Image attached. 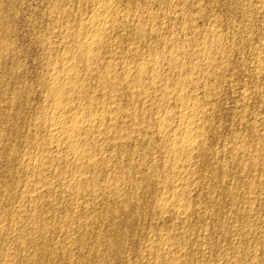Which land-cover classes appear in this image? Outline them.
<instances>
[{
  "label": "bare ground",
  "instance_id": "obj_1",
  "mask_svg": "<svg viewBox=\"0 0 264 264\" xmlns=\"http://www.w3.org/2000/svg\"><path fill=\"white\" fill-rule=\"evenodd\" d=\"M146 1L158 9L139 10ZM172 2L51 4L59 31L54 42L40 41L48 55L38 80L42 101L31 106L32 91L17 86L9 90L10 108L0 99L6 113L21 101L31 107L22 124L10 127L13 136L23 137L24 148L13 145L6 155L18 170L8 187L0 186V200L14 201L0 209V264H110V255L128 264L126 253L134 255V264H192L186 237L195 224L216 216L210 212L217 204L210 201L214 192H224L231 203L243 190L247 216H256L257 201L264 204V117L257 113L264 112V0L239 4L247 22L231 37L227 29L223 33L228 25L221 30L196 2L197 8ZM256 16L262 19L255 33L262 47L253 46ZM198 18L209 23L197 24ZM8 42H0V57ZM4 137L0 133V144H7ZM55 200L66 211L56 224ZM145 210L160 227H142ZM121 220L124 227L116 225ZM106 222L117 238L103 235ZM206 224L199 226L202 235L216 233L231 242L237 235L233 240L240 241L229 243L231 258L211 264H264L263 239L258 249L249 240L256 249L249 252L243 242L252 226L235 232L237 224L231 230ZM138 234L135 246L131 237Z\"/></svg>",
  "mask_w": 264,
  "mask_h": 264
},
{
  "label": "rangeland",
  "instance_id": "obj_2",
  "mask_svg": "<svg viewBox=\"0 0 264 264\" xmlns=\"http://www.w3.org/2000/svg\"><path fill=\"white\" fill-rule=\"evenodd\" d=\"M150 1V0H149ZM174 3H173V2ZM185 1V2H184ZM200 3H198V2ZM232 3H230V2H228V0H171V2L173 3V4H175L176 5V3H177V5H180V4H185V6H190L189 4L191 3V6L189 7V8H193V6H194V8H197V7H195V6H201V7H204L205 8V10L206 11H209V12H211V15L213 16V18L212 19H214L215 20V22H214V24L217 26V27H219L221 30H223V28L225 27V26H227V28L225 27L224 29L225 30H223L222 32L223 33H225L226 32V29H227V32L225 33V34H227L229 37H231L230 35H233L234 33H236L237 32V30H239L238 28H240V27H242V24L244 25V23H246L247 22V19H246V17L245 16H243L244 14H242L243 13V10H242V8H244L243 6H242V8H241V10H238V9H240V6H239V4H243V3H246L247 4V2H248V0H238V1H236V0H230ZM235 1V2H234ZM243 1V2H242ZM53 2H54V0H0V15H2V17L0 16V21H2V23L0 24V42H8V43H12L11 44V46L8 48V53H6V54H4V55H2L1 57H0V99L2 100V104H3V106L5 105V106H7L6 108L8 109V108H10V107H8V102H6V100L9 98V97H11V95L9 94V90H11L12 89V87H20V89H22V88H25L26 90H29V91H32V92H30L31 93V98H30V103H31V106H33V107H36V105H38V103L40 102V101H42V99H40V98H42V97H40L41 96V94H42V90H41V88H40V86H39V82H38V80H39V78L40 77H42L45 73H46V71H45V68H44V63H45V59L48 57V55H47V53H45L44 52V50H43V46L41 45V40H43L44 38H49L50 40L49 41H51V42H54V38L56 37V35H57V32L59 31V29H57V28H59V27H56V25L54 24V19H53V17H51L50 15H49V9H50V7H51V4H53ZM198 4H196V3ZM147 5H146V4ZM141 2L140 3V8H139V10H141L142 9V7L143 8H149V9H158V4H156V2H155V4H154V2L152 3V2H148V1H146V2ZM187 3V4H186ZM144 4V5H143ZM142 5V6H141ZM148 5H149V7H148ZM84 6V5H83ZM198 6V7H199ZM214 6V7H213ZM236 7H238V8H236ZM211 8V9H210ZM213 8V9H212ZM233 8H236V11L238 10V12H235V10L233 9ZM216 9V10H215ZM245 9V8H244ZM2 10H3V12H2ZM5 10V11H4ZM212 10V11H211ZM218 10V11H217ZM233 10V11H232ZM167 11V13H169V10H166ZM217 11V12H216ZM245 11V10H244ZM215 12V13H214ZM242 12V13H241ZM2 13V14H1ZM214 13V14H213ZM217 13V14H216ZM217 15H218V18H217ZM215 16V17H214ZM243 16V17H242ZM4 17V18H3ZM257 18H254L252 21H256V19L258 20V21H256V23H254L253 22V24L251 23V28H252V31L251 32H254V33H252L253 34V44H256V45H253V46H257L258 45V47H260V45H261V47H262V45H263V43L262 44H258V39H257V34H255V33H259L258 32V28H257V26H259L260 25V20H262L259 16H256ZM5 19H6V22H5ZM200 18H198V20H199ZM219 21H218V20ZM235 19V20H234ZM237 19V20H236ZM245 19V20H244ZM260 19V20H259ZM198 20H197V24H204V25H206L207 23H209L208 21H206L207 23H205V20H203L202 18L199 20V22H198ZM213 20V21H214ZM217 20V21H216ZM241 20V21H240ZM202 21V22H201ZM235 21H237V22H235ZM243 21V22H242ZM244 21H246V22H244ZM232 22V23H231ZM235 24H234V23ZM240 22V23H239ZM259 22V23H258ZM223 23V25H221ZM229 23L231 24V27H230V25H229ZM239 23V24H238ZM242 23V24H241ZM237 24V26H236V28H234L235 27V25ZM259 24V25H258ZM239 25V26H238ZM221 26L223 27V28H221ZM234 26V27H233ZM254 26V27H253ZM255 26H256V28H255ZM4 27H6V28H4ZM56 27V28H55ZM229 27V28H228ZM232 27H233V29H232ZM4 28V29H3ZM8 28V29H7ZM231 30V32H229ZM255 30H256V32H255ZM3 31H5V32H3ZM6 31H7V33H6ZM2 32V33H1ZM55 33V34H54ZM229 33H231V34H229ZM5 34V35H4ZM256 35V36H255ZM7 39V40H6ZM6 40V41H5ZM256 40H257V42H256ZM127 42H124V43H127L128 44V42H129V39L128 40H126ZM126 44V45H127ZM125 45V44H124ZM10 49V50H9ZM247 49H245V54H246V57L248 56V54H247V51H246ZM61 51H62V49L60 48V50H59V54L61 53ZM243 51V50H242ZM236 53V52H235ZM8 54V55H7ZM58 54V55H59ZM54 56V55H53ZM250 56H248L247 57V62H248V60L250 59L249 58ZM2 71L4 72V73H2ZM0 100V101H1ZM40 104V103H39ZM20 106H18V105H15L14 107H11V108H13V110H10V113L12 114V115H14V116H12L10 113H6V111H5V107H3L2 105H1V108H0V131H2V132H0L2 135L4 134V138L5 139H8V142H7V144H0V180H3L2 182L0 181V186H3V182H4V184H5V186H7L8 187V182H9V180L8 179H10V177L12 176V175H14V173H16V171L18 170V168L15 170V168L17 167V164H16V162L15 161H11L9 158H7L6 157V155L8 154V152H9V148H11V146L13 147V145L17 148V149H19L20 150V152H22L23 151V148H24V145H23V137L22 136H17V137H15V136H13L12 135V131H11V128L10 127H12V126H16V125H20V124H22L23 123V120H24V117H25V114L26 113H28L29 114V112H28V109L27 108H30L31 109V107H30V104H27V103H25L24 101H21V103L19 104ZM3 109V110H2ZM30 111V110H29ZM12 112H14V113H12ZM261 112V113H260ZM15 113H18V115L17 116H15ZM257 113H258V115H259V117H264V112H262V110L260 109V110H257ZM261 114H263V115H261ZM3 126V127H2ZM3 128V129H2ZM237 128H239V129H241L240 127H237ZM2 129V130H1ZM232 129H236V127H232ZM238 129V130H239ZM4 130V131H3ZM226 132V133H225ZM224 133V134H223ZM226 135V136H225ZM224 136V137H223ZM228 136H227V131H223L222 132V138H227ZM10 141V142H9ZM6 157V158H5ZM9 159V160H8ZM14 170H15V172H14ZM11 171V172H10ZM10 174H11V176H10ZM10 176V177H9ZM56 176V174L54 173V177ZM9 177V178H8ZM5 178H6V180H5ZM56 178V180H57V176L55 177ZM54 178V179H55ZM56 180H54V182H56ZM6 183H7V185H6ZM56 183H58V182H56ZM55 184V183H54ZM57 185V184H56ZM1 189H0V191H2L3 192V187H0ZM217 192V193H216ZM216 192H214L213 194H214V197H213V194H212V198H210V201H214L213 203H217L218 204V207H217V209H216V206H217V204H215V208L213 209V208H211V210L213 209V211H210V212H212L214 215L216 214V216H213V220H212V222H211V220H206V222H205V224L207 223V222H211V223H209L208 225H211L212 223H213V225H211L210 227L209 226H207V224H206V226L208 227V228H211V227H213V226H215L216 228L217 227H220L225 221H226V223H224L223 225H225V227L224 226H221L220 228L222 229L223 227H224V230H226L227 228L229 229V230H231L230 228L232 227V228H234V226L236 225V227L234 228V229H232L233 231H237L238 229H237V227H239V228H241V227H243L244 225H247V226H252L251 228H252V230L250 231L251 232V234H249V235H252L254 232H255V230H256V232H258V230L260 231V230H262L261 229V227L263 228V230H262V233H261V235H262V237H261V235H258V234H256L255 236L254 235H252L253 237H250L249 235H244V237L246 236L247 238H245V241H243L244 242V244L246 245H248V241L250 240L251 241V244H254L253 246L256 248V249H258V248H260L261 246L260 245H262L263 243H264V225H263V219H264V204H260V202L259 203H257L256 202V209L258 210H255V212H256V216L257 215H260V216H247V211L245 210V200H247L246 198V193L243 191V190H240V191H238L239 193H238V195H237V199H235L237 202H239L240 204L242 203V202H240V201H242L243 200V204H238L235 200L234 201H231V203H228V202H230V197L227 195V194H224V192L222 193V191H216ZM243 192H244V194H245V198H244V194H243ZM56 193H58V192H56ZM5 194V193H4ZM219 194H221V195H219ZM54 195H57V194H55L54 193ZM202 197H203V195H201ZM223 196H225V197H223ZM239 196H241V197H239ZM57 197L58 196H54V199H57ZM228 197V198H227ZM226 200H225V199ZM243 198V199H242ZM4 199H6L5 197L2 199L3 201H4V203L0 200V205L2 206V204L3 205H6V206H2V207H0V209H2V210H4L6 207H8L9 205H11L10 203H14V201L13 200H9V198H8V200H4ZM11 199V198H10ZM213 199V200H212ZM219 200V201H218ZM226 201V202H222V201ZM240 200V201H239ZM7 201H12V202H7ZM57 202V200H55V203ZM234 203V205H233V203ZM8 203V204H7ZM219 203H220V205H219ZM56 204H59V203H56ZM56 204H54L55 205V207H56V209L54 210V211H56V213L54 212V223L56 224L57 222H58V220H59V216L61 217V215H63L62 213H65L66 211L64 210V208H63V205L62 204H59L58 205V210H57V205ZM222 204V205H221ZM229 205H231V206H229ZM232 205H233V207H232ZM238 205V206H237ZM243 205V206H242ZM259 205V206H258ZM241 206L244 208H242V209H239V208H241ZM262 206V207H261ZM54 207V208H55ZM231 207V208H230ZM235 207V208H234ZM233 208V209H232ZM236 208H237V210H236ZM259 208V209H258ZM260 208H262V210L260 209ZM231 209V210H230ZM60 210V211H59ZM64 210V211H63ZM146 210L147 211H149V209H147L146 208ZM145 210V214H146V216H144L143 217V219H141V222H142V227H148V225L147 224H149L153 229H155V228H157V227H155L156 225H157V223L156 222H154L153 221V223H152V220H150V215L149 214H151V210H150V212H147ZM222 210V211H221ZM230 210V211H229ZM236 210V211H235ZM260 210H261V212H260ZM1 211V210H0ZM58 211V212H57ZM220 211H221V213H220ZM234 211L236 212V214L234 215ZM238 211V212H237ZM241 211V212H240ZM245 211H246V213H245ZM41 211H39L38 213H40ZM215 212H217V213H215ZM219 212V213H218ZM228 212H230L231 214H227ZM260 212V213H259ZM58 213V214H57ZM149 213V214H148ZM223 213H225V214H223ZM233 213V214H232ZM259 213V214H258ZM57 214V215H56ZM220 214V215H219ZM239 214H241V215H239ZM244 214H246V215H244ZM149 215V216H148ZM232 215V216H231ZM58 216V217H57ZM243 216V217H242ZM56 217L58 218V219H56ZM148 217H149V219H148ZM223 217V218H222ZM226 217V218H225ZM230 217V218H229ZM231 217H235V218H231ZM241 219H240V218ZM247 217H253L254 219H252V218H247ZM256 217V218H255ZM259 217V218H258ZM263 217V218H262ZM245 218L246 219H252V220H250V223H251V221H252V224H250L249 223V220H245ZM259 219V221H261L262 220V222H257L259 225H263V226H259L257 223H256V221ZM147 219V220H146ZM217 219H218V222H219V225H217L218 224V222H217ZM221 219L224 221H221ZM226 219V220H225ZM234 219H235V221H234ZM255 219H257V220H255ZM57 220V221H56ZM143 220V221H142ZM149 220V221H148ZM237 220V221H236ZM238 220H239V222H238ZM245 220V221H244ZM144 221H145V224H144ZM148 221V222H147ZM229 221H231V224H230V222ZM233 221H234V223H233ZM241 221H242V223H241ZM253 221H255V223H253ZM123 224V227H124V221L123 220H121V221H118V222H116V225L117 226H119V224L121 225V223ZM190 222H191V220H190ZM216 222V223H215ZM236 222V223H235ZM107 223V222H106ZM118 223V224H117ZM156 223V224H155ZM221 223V224H220ZM240 225H239V224ZM143 224H144V226H143ZM153 224H154V226H153ZM205 224H203V223H198V224H195L194 226H195V229H191V234H188L187 235V237H186V240L188 241L187 242V251L190 253V255H192L193 256V260L195 261V260H197V259H199L198 260V262L196 261V262H194L193 261V263L192 264H198L199 262L201 263V264H211V263H213L215 260H212V259H215L216 258V260L217 259H223V257L222 256H229V258H231L232 257V255L230 254V252L228 253V252H226V250L227 251H229L228 250V248H230V246L232 245V244H229V243H233V245L234 246H237L238 244H239V240H237L236 241V238H235V240H233V238L234 237H236L235 235H233V236H230L231 238H232V242H231V240L230 239H228V237L226 238V237H224V239H222L223 237H219V234H216L215 233V235H214V233H212V234H209V235H207L206 234V236L205 235H202V230H201V227L203 228V229H205L204 228V225ZM217 226H216V225ZM228 224V225H227ZM233 224V225H232ZM242 224V225H241ZM248 224H250V225H248ZM256 224V225H255ZM107 225H108V227H107ZM126 225H131L130 223H126ZM231 225V226H230ZM255 225V226H254ZM157 226H159L160 227V224L159 225H157ZM199 226H201V227H199ZM258 228H260V229H258ZM110 227V228H109ZM120 227V226H119ZM122 227V226H121ZM107 228V229H106ZM109 228V229H108ZM255 230H254V229ZM105 231L103 230V235L106 233V231H107V233L105 234V236H110V237H112V238H117L116 237V234H115V229L114 228H112V226H110V224L109 223H107L106 224V227H105ZM110 229H111V232H110ZM112 229H114V230H112ZM200 229V230H199ZM212 229V228H211ZM227 229V230H228ZM247 229V228H246ZM248 229H250V227H248ZM109 230V231H108ZM194 230H196V231H194ZM198 232V233H197ZM253 232V233H252ZM255 232V233H256ZM12 233V232H11ZM102 233V232H101ZM111 233V234H110ZM192 233H193V235H192ZM14 234V233H13ZM115 235L114 237H113V235ZM196 234V235H195ZM15 235V234H14ZM212 235V236H211ZM104 236V237H105ZM137 236V235H136ZM136 236H133V237H131L132 238V242H135L134 244H135V246H137V242H138V239H140L139 237H140V235L138 234V236L136 237ZM188 236H190L189 238H191V239H189L188 238ZM192 236V237H191ZM200 236H202V237H200ZM216 236V237H215ZM228 236V235H227ZM259 238L260 237V239H258L257 237ZM206 237V238H205ZM218 237V238H217ZM229 237V238H230ZM243 237V238H244ZM57 237H56V235L54 236V239H56ZM136 238V239H135ZM216 238H217V240H216ZM238 239H239V237H237ZM252 238H253V240H252ZM207 239H209V240H207ZM212 239V240H211ZM226 239V240H225ZM248 239V240H247ZM261 239H263L262 241H263V243H262V241H261ZM191 240V241H190ZM194 240H195V244H193L194 243ZM200 242H199V241ZM228 240V241H227ZM255 240V241H254ZM198 241V242H197ZM206 243H205V242ZM224 241H225V243H224ZM250 241H249V245L247 246L246 245V249L248 250V252L249 251H252V250H256L255 248H253L252 249V245L250 244ZM254 241V242H253ZM259 241V242H258ZM2 242V240H0V249L2 248V246H3V244L1 243ZM193 242V243H192ZM215 242H217V243H215ZM258 242V243H257ZM199 243H202L201 244V250H203L202 252L203 253H201V254H199L200 252L198 251V247H199ZM220 243V244H219ZM236 243H238L237 245H236ZM258 244V247L257 246H255L256 244ZM197 244V245H196ZM207 244H208V246H207ZM211 244V245H210ZM202 245H204V246H202ZM221 245V246H220ZM230 245V246H229ZM232 245V246H233ZM264 245V244H263ZM262 245V247H264ZM198 246V247H197ZM210 246V247H209ZM225 246H226V248H225ZM228 246V247H227ZM233 246V247H234ZM219 247V248H218ZM247 247H249V248H247ZM204 248H206V249H204ZM210 248V249H209ZM218 248V249H217ZM252 250H251V249ZM209 249V250H208ZM222 249V250H221ZM212 250V251H211ZM190 251H192V252H190ZM207 251V252H206ZM211 251V252H210ZM217 251V252H216ZM28 252V251H27ZM31 252V251H30ZM30 252H28V253H30ZM58 252L60 253V251L58 250ZM197 253L196 255H195V253ZM57 254V255H60V254ZM194 253V254H193ZM130 254V255H129ZM205 254V255H204ZM209 254V255H208ZM217 254V255H216ZM230 254V255H229ZM249 254V253H248ZM128 255V256H127ZM133 254H131V253H126V255L124 254V258H125V256H126V258H128V259H126V260H128L129 261V263L128 264H134L133 262H135L134 260H135V258H134V255L132 256ZM195 255V256H194ZM218 255H220V256H218ZM111 256V255H110ZM108 257V262H112L113 264H117L118 263V260H117V258H113L114 256H111V257ZM203 256H205V257H203ZM210 256V257H209ZM132 257V258H131ZM195 257H197V258H195ZM220 257V258H219ZM226 257H224V258H226ZM59 258V257H58ZM110 258V259H109ZM129 258H131V259H129ZM228 258V257H227ZM247 258V257H246ZM134 259V260H133ZM116 260V261H115ZM205 260V261H204ZM204 261V262H203ZM18 263H19V261H17ZM110 262V264H112ZM206 262V263H205ZM199 263V264H200Z\"/></svg>",
  "mask_w": 264,
  "mask_h": 264
}]
</instances>
